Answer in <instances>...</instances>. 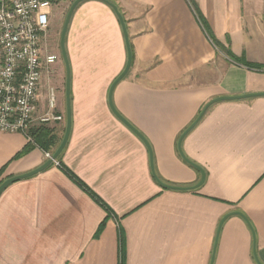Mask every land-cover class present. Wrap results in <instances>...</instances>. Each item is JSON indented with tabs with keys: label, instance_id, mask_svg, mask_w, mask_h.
<instances>
[{
	"label": "crops",
	"instance_id": "0c3cea01",
	"mask_svg": "<svg viewBox=\"0 0 264 264\" xmlns=\"http://www.w3.org/2000/svg\"><path fill=\"white\" fill-rule=\"evenodd\" d=\"M109 1L132 45L113 105L149 142L162 181L195 184L200 172L181 158L177 139L211 98L264 92V0ZM65 2L57 3L61 12ZM213 40L261 68L232 60ZM65 48L71 128L60 162L111 213L96 235L107 211L51 162L0 193V264H208L225 214L213 264H258L252 230L264 264V95L211 104L181 141L187 158L205 171L204 181L195 189H167L151 173L144 142L108 104L109 85L126 61L109 3L75 6ZM52 70L63 120L33 122L27 132L32 138V129L47 126L57 147L65 128L62 58ZM41 94L37 113L46 107ZM28 143L35 144L19 132H0V182L47 160L36 144L15 157Z\"/></svg>",
	"mask_w": 264,
	"mask_h": 264
},
{
	"label": "built area",
	"instance_id": "2783aa9c",
	"mask_svg": "<svg viewBox=\"0 0 264 264\" xmlns=\"http://www.w3.org/2000/svg\"><path fill=\"white\" fill-rule=\"evenodd\" d=\"M51 5L50 0H0V132H19L30 141L33 122L63 120L49 81L59 55L45 43ZM44 77L46 107L37 113ZM45 157L52 153L45 151ZM52 163L60 166L56 158Z\"/></svg>",
	"mask_w": 264,
	"mask_h": 264
},
{
	"label": "water",
	"instance_id": "95a60500",
	"mask_svg": "<svg viewBox=\"0 0 264 264\" xmlns=\"http://www.w3.org/2000/svg\"><path fill=\"white\" fill-rule=\"evenodd\" d=\"M80 1H82V0H73L71 2V4L69 5L68 10H67L66 15H65V18H64V22H63V26H62V29H61V32H60V38H59L60 53H61V57L63 59L64 65H65V128H64L63 136H62L58 146L56 147V149L52 153V158H48L45 162H43L41 165H39L38 167L34 168L33 170H30L28 172H24V173H21V174L13 175V176H10V177H7V178L3 179L0 182V193L10 183H12V182H14L16 180L22 179L24 177H28V176L33 175L35 173H38L41 170H43L44 168H46L47 166H49L51 164V162H52V159H55L59 155V153L62 151V149L64 148V146H65V144L67 142V139H68V136H69V133H70V128H71V107H70V66H69V61H68L67 52H66V48H65V35H66L68 23H69L71 15H72V12H73L75 6ZM108 3L112 7V9L114 10L115 14L118 17V20H119V23H120V26H121V29H122V32H123L124 43H125V48H126L125 65H124L123 69L121 70V72L112 80V82H111V84L109 85V88H108L107 98H108L109 107H110L111 111L125 125H127L146 145V147L148 149V152H149V161H150L151 173H152L154 179L156 180V182L160 186H162L163 188L174 189V190L195 189L204 181L205 171L203 170V168L201 166H199L195 162L191 161L184 154V152H183V150L181 148V141H182L183 137L187 134V132H189L195 126V124L202 117V115L204 114L206 109L211 104H213L214 102H218V101H222V100L241 99V98H246V97H251V96H256V95H264V92H248V93L236 94V95H221V96L213 97L210 100H208L203 105V107L201 108V110L199 111L197 116L194 118V120L181 132V134L179 135V137L177 139V149H178L179 155L181 156V158L183 160H185L190 165L194 166L200 172V179L195 184H192V185H189V186H180V185H175V184H168V183L162 181L156 175L155 170L153 168V154H152V150H151V146H150L149 142L147 141L145 136L137 128H135L128 120H126L116 110V108H115V106L113 105V102H112L113 88L117 84V82L120 81L125 76L127 71L129 70V67H130L131 62H132V51H131L130 41H129V37H128V33H127V29H126V25H125V21L123 19V16L121 15L120 11L118 10L117 6L114 3H111V2H108ZM235 213L240 214L241 216H243L244 219L248 222L247 218L243 215L242 212L235 211ZM227 216H228V214H225L220 219V221L218 223L217 230H216V235H215L214 246H213V249H212V252H211V257H210V260H209L208 264H213V261H214L213 258H214V254H215V246H216V242H217V236H218L220 227H221L223 221L225 220V218ZM252 235H253V255H254L255 259H256V262L258 264H262L261 261L257 258V255H256V251H255V234H254L253 230H252Z\"/></svg>",
	"mask_w": 264,
	"mask_h": 264
},
{
	"label": "trees",
	"instance_id": "16d2710c",
	"mask_svg": "<svg viewBox=\"0 0 264 264\" xmlns=\"http://www.w3.org/2000/svg\"><path fill=\"white\" fill-rule=\"evenodd\" d=\"M52 3H56L59 2L61 0H50ZM107 3L110 2L109 0H104ZM214 43L218 46H220L219 42L217 40H213ZM130 47L132 49V45L130 43ZM222 50H224L229 58H231L232 60L236 61V62H240L243 63L244 65H246L249 68H254V69H260L261 65L258 63H254V62H250L247 61L241 57L235 56L234 54H232L230 52V50H228L227 48H223V46H220ZM31 135H32V141L39 146L40 148H42L44 151H53L54 148L56 147L57 144V138L55 136V134L53 133V130L51 128H48L47 126H40L37 128H34L31 130ZM35 144H31L28 143L26 146H24L16 155V156H20L23 153H25L26 151H28L29 149H31L33 147V145ZM56 160L59 162L60 167L65 171V173L73 180L75 181L85 192H87L91 197H93L101 206H103L105 208V210L107 211V215L105 216L104 220H102L98 226L96 235H98V233L101 231V229L103 228L104 224H105V220L107 219L108 215H110L111 210L110 208L104 203L102 202L98 196L86 185L84 184L76 175H74L67 167H65L61 162H60V154L56 157ZM119 264H124V260H120Z\"/></svg>",
	"mask_w": 264,
	"mask_h": 264
},
{
	"label": "rangeland",
	"instance_id": "374dc122",
	"mask_svg": "<svg viewBox=\"0 0 264 264\" xmlns=\"http://www.w3.org/2000/svg\"><path fill=\"white\" fill-rule=\"evenodd\" d=\"M57 3L58 2H56L54 4L52 3V5H51V14L49 16V24H48V28H47L48 30L46 32L47 35L45 37V43H46L47 48H50L51 50L53 49L58 53V55H59L58 60H61L62 57H61V53H60L59 40L57 41V37L60 38V32H61V29L63 26L64 18H65L67 9H68L70 4H69V0H68V2H65L63 4L64 5V12L63 11L61 12V5H59ZM54 78H55V75L52 74L50 77V80H49L50 84L53 86L55 85ZM42 82H43V88H42L41 92L46 93L45 92V84H44V82H46L45 77L43 78Z\"/></svg>",
	"mask_w": 264,
	"mask_h": 264
}]
</instances>
